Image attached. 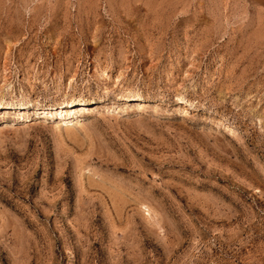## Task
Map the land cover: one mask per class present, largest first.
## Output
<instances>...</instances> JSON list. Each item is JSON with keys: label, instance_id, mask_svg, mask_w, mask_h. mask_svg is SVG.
Instances as JSON below:
<instances>
[{"label": "rangeland", "instance_id": "374dc122", "mask_svg": "<svg viewBox=\"0 0 264 264\" xmlns=\"http://www.w3.org/2000/svg\"><path fill=\"white\" fill-rule=\"evenodd\" d=\"M0 264H264V0H0Z\"/></svg>", "mask_w": 264, "mask_h": 264}, {"label": "bare ground", "instance_id": "6f19581e", "mask_svg": "<svg viewBox=\"0 0 264 264\" xmlns=\"http://www.w3.org/2000/svg\"><path fill=\"white\" fill-rule=\"evenodd\" d=\"M135 96L141 97L140 95H135ZM82 109H84V108H82V104H78V105L71 104L69 107L68 106H66V107L60 106V108H57V107L56 108H54V107L49 108L48 107L47 109L43 110V112L53 113L55 110H57L59 115L62 117L69 113L68 117L70 120H68V119H65V120H68V122H73L74 118H75V116L73 114L77 113L78 111H81Z\"/></svg>", "mask_w": 264, "mask_h": 264}]
</instances>
